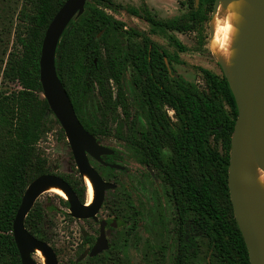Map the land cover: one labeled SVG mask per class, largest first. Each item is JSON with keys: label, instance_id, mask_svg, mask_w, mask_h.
<instances>
[{"label": "trees", "instance_id": "obj_1", "mask_svg": "<svg viewBox=\"0 0 264 264\" xmlns=\"http://www.w3.org/2000/svg\"><path fill=\"white\" fill-rule=\"evenodd\" d=\"M8 2L0 0V11ZM64 2L22 0L18 10L8 8L7 21L2 20L6 24L0 26V264H21L11 232L12 221L26 186L42 174H53L48 170L46 157L36 149L48 132L52 115L42 97L39 57L44 32ZM213 2L180 0V7L188 6L187 13L160 18L144 0H140L138 7H123L114 0H86L83 12L69 22L56 48L58 78L79 121L96 138L107 134L106 123L116 119L117 109L128 114L122 81L127 67H131L136 108L146 128L138 132L130 128L125 134L116 131L137 161L156 169L167 186L177 217L174 264H188L190 260L189 225L207 239L210 264H249L227 187L231 135L237 117L229 82L223 72L216 74L198 67L205 84L200 90L176 73L171 65L172 56L150 37L161 35L178 52H185L187 47L172 32H196L201 36L204 24L210 20ZM106 10H125L144 20L150 33L127 28ZM6 28L9 34L13 33L11 49L5 37ZM134 38H140L142 43L133 41ZM174 59L183 63L178 55ZM7 83H16L18 87L7 90ZM93 88L101 100L100 117L86 121L82 103ZM164 106L174 110L175 127ZM165 147L170 150L169 156L163 155ZM59 176L84 203L86 187L82 178ZM63 203L69 206L65 200ZM104 204L116 216L130 211L133 227L136 226L138 211L128 195H113ZM43 216V209L35 202L24 226L46 242L38 234Z\"/></svg>", "mask_w": 264, "mask_h": 264}, {"label": "rangeland", "instance_id": "obj_2", "mask_svg": "<svg viewBox=\"0 0 264 264\" xmlns=\"http://www.w3.org/2000/svg\"><path fill=\"white\" fill-rule=\"evenodd\" d=\"M124 7L139 6L140 0H114ZM180 0H146L149 8L160 18H170L174 15L184 14L189 11L188 6L179 7ZM183 1V0H181ZM22 0H9L0 11V26L6 24L3 19L8 17L9 7L18 10ZM213 2L212 9H214ZM10 7V8H11ZM116 19L125 23L127 28H135L150 33L149 25L142 19L130 16L125 11L111 12ZM213 12V11H212ZM212 12L208 15L211 18ZM16 13L13 21L15 22ZM201 36L196 32L179 33L175 36L187 47L185 52H178L176 46L161 35H150L171 56L172 67L177 74L193 82L200 90L205 88L202 73L198 67L206 68L216 74L223 72L220 64L211 55L208 47L210 39L209 21L204 24ZM4 27V26H3ZM13 31V28L11 29ZM8 48L11 49L13 33L5 30ZM125 41V38H122ZM133 41L141 44L140 38ZM178 55L183 61L178 63L174 56ZM132 69L127 67L123 77V91L126 99V115L122 109H117L115 120L109 119L105 129L106 135H99L96 140L113 150L111 163L118 164L122 169L115 170L100 166L90 159L91 164L99 170L105 181L114 182L117 186L113 191L106 192L105 201L113 195H128L138 211L137 225L132 228L133 218L130 211L119 213L118 225L115 228L106 227L108 248L99 258H85L82 264H174L177 253V217L167 191V186L162 182L161 176L154 168L147 167L133 156L127 144L118 137L116 130L121 134L128 132L130 128L135 131L146 128V123L136 110V96L131 87ZM7 90L16 89V83H7ZM2 87L0 86V89ZM100 97L95 88L91 89L82 103V116L86 121L99 116L98 105ZM170 117V112L166 111ZM174 125V118H171ZM47 134L36 144L39 154L47 159V167L50 173L65 175L78 179L79 175L75 166L69 144L64 132L53 115L49 116ZM62 130V132H61ZM170 150L165 147L163 155L169 156ZM127 190V193H123ZM65 199L60 195L46 190L36 199L43 209V221L38 225L39 235L46 238V242L54 249L58 264H69L76 259L87 247L85 238L97 236L98 222L101 219H110V209L103 203L96 219H76L70 216L68 207L63 203ZM86 201V197H85ZM132 231H129V230ZM190 237L188 264H210V256L207 247V239L192 225L188 226ZM193 252L194 255H193ZM115 253V255H114ZM36 264H43L35 254L32 255Z\"/></svg>", "mask_w": 264, "mask_h": 264}, {"label": "water", "instance_id": "obj_3", "mask_svg": "<svg viewBox=\"0 0 264 264\" xmlns=\"http://www.w3.org/2000/svg\"><path fill=\"white\" fill-rule=\"evenodd\" d=\"M218 1L214 0L215 4ZM248 2L254 10L242 30L231 77L220 65L237 107L231 135L227 187L233 217L244 240L249 264H264V197L255 183L256 166L264 172V0ZM85 3L86 0H65L49 22L40 49L39 82L42 97L64 132L79 175H87L93 184L94 198L88 205L82 203L71 185L56 174H42L33 179L26 186L12 221L11 232L21 264H36L32 257L35 249L41 251L45 264H58L54 249L24 226L26 215L41 193L50 186L59 187L66 194L71 217L96 219L105 192L115 189L116 184L104 181L89 158L110 168L122 169L120 165L107 164L102 160V156L113 154V150L99 143L83 127L56 71V48L61 34L69 22L83 12ZM165 63L168 66L166 60ZM105 226L106 221L101 220L95 243L84 250L77 260L86 255L94 257L108 247Z\"/></svg>", "mask_w": 264, "mask_h": 264}, {"label": "bare ground", "instance_id": "obj_4", "mask_svg": "<svg viewBox=\"0 0 264 264\" xmlns=\"http://www.w3.org/2000/svg\"><path fill=\"white\" fill-rule=\"evenodd\" d=\"M254 7L248 0H219L216 2L209 20L210 39L209 51L216 61L224 68L229 77L232 75L234 61L238 55V45L242 39L244 30ZM86 185V203L93 201L94 187L87 175L82 176ZM255 183L264 197V172L257 166L255 168ZM46 190L52 191L65 198L66 194L56 186H50ZM34 254L45 264V257L41 251L35 249Z\"/></svg>", "mask_w": 264, "mask_h": 264}, {"label": "flooded vegetation", "instance_id": "obj_5", "mask_svg": "<svg viewBox=\"0 0 264 264\" xmlns=\"http://www.w3.org/2000/svg\"><path fill=\"white\" fill-rule=\"evenodd\" d=\"M145 1V3H146V0H144ZM115 2V1H114ZM179 2V1H178ZM147 4V3H146ZM179 4V3H178ZM122 5V4H121ZM139 5H140V3H139ZM123 6V5H122ZM147 6H148V4H147ZM124 7V6H123ZM134 7H138V6H134ZM149 7V6H148ZM180 7V6H179ZM150 9V8H149ZM150 10H152V9H150ZM120 11H125V10H120ZM119 11V12H120ZM153 11V10H152ZM154 12V11H153ZM155 13V12H154ZM131 16V15H130ZM174 16H176V15H174ZM173 17V16H172ZM137 18V17H136ZM174 32H177V31H173L172 33L174 34ZM180 33V32H179ZM175 35V34H174ZM177 38V37H176ZM178 39V38H177ZM179 40V39H178ZM180 41V40H179ZM179 57V56H178ZM166 61H167V59H165ZM167 63H168V66L166 65V63H165V65H166V67H170V65H169V62L167 61ZM175 70V69H174ZM180 75V74H179ZM137 104V103H136ZM163 109H164V111H165V113H166V111H168V112H170L171 114H170V120H171V118L173 117L174 118V121L176 120V118H175V115H174V110L172 109V108H169V107H167V106H164L163 107ZM136 110H137V108H136ZM137 112H138V110H137ZM167 115V114H166ZM138 132V131H137ZM95 137V136H94ZM96 138V137H95ZM107 147V146H106ZM109 148V147H108ZM111 149V148H110ZM109 156H111L112 157V154L111 155H104V156H102V160L105 162V163H107V164H114V163H111L112 161H109V159L107 158V157H109ZM110 157V158H111ZM107 158V159H106ZM89 159H92V158H89ZM92 160H94V159H92ZM94 161H96V160H94ZM97 162V161H96ZM91 163V162H90ZM98 164H100L101 166H103V167H106V168H110L109 166H106V165H103V164H101V163H99V162H97ZM92 165V164H91ZM118 165V164H117ZM93 166V165H92ZM94 167V166H93ZM95 168V167H94ZM96 169V168H95ZM97 170V169H96ZM115 170H119V169H115ZM98 171V170H97ZM99 174H100V172H98ZM57 175V174H56ZM101 175V174H100ZM59 176V175H58ZM102 177V176H101ZM103 178V177H102ZM83 179V178H82ZM104 179V178H103ZM83 181V180H82ZM105 181V180H104ZM107 182H111V181H107ZM84 183V182H83ZM114 183V182H113ZM117 186V185H116ZM85 187H86V185H85ZM116 188V187H115ZM114 190V189H113ZM113 190H108V191H113ZM108 191H106V192H108ZM106 192H105V196H106ZM123 193H126V194H128L127 193V190L125 189V191L123 192ZM105 196H104V200H103V203L105 202ZM85 197H86V195H85ZM63 198V197H62ZM130 198V197H129ZM65 199V198H64ZM131 200V199H130ZM66 201V200H65ZM86 202V201H85ZM84 202V203H85ZM103 203H102V205H103ZM133 203V202H132ZM87 204V203H86ZM134 204V203H133ZM135 206V205H134ZM69 207V206H68ZM98 213V212H97ZM111 213V212H110ZM112 214V218H110V219H108V220H106V219H101V220H105L106 221V226H105V230H106V227H108V228H115L117 225H118V222H117V217H115L116 216V214H113V213H111ZM97 215V214H96ZM82 220V219H81ZM84 220H86V219H84ZM91 220H93V219H91ZM101 220H99V222L101 221ZM99 222H98V232H97V236L93 239L91 236H87L85 239H88V240H90V241H88V242H86V244H87V247L84 249V250H86V249H90L91 247H92V245L95 243V240H96V238L98 237V235H99ZM113 224H115V225H113ZM136 225H137V223H136ZM132 228H133V222H132ZM129 231H132L131 229L129 230ZM105 234H106V232H105ZM90 238V239H89ZM106 239H107V235H106ZM107 245H108V239H107ZM108 248V247H107ZM106 248V249H107ZM105 249V250H106ZM84 250L82 251V253L84 252ZM104 250V251H105ZM104 251H102L101 253H99V254H97L96 256H94V257H89L88 255H86L82 260H77L78 259V257L82 254H80L76 259H74V260H72L71 262H76L77 264H82V261L85 259V258H92V259H95V258H99V257H101V255H102V253L104 252ZM114 255H115V253H114ZM71 262L69 263V264H71ZM107 264V263H106Z\"/></svg>", "mask_w": 264, "mask_h": 264}, {"label": "crops", "instance_id": "obj_6", "mask_svg": "<svg viewBox=\"0 0 264 264\" xmlns=\"http://www.w3.org/2000/svg\"><path fill=\"white\" fill-rule=\"evenodd\" d=\"M179 15V14H178Z\"/></svg>", "mask_w": 264, "mask_h": 264}]
</instances>
